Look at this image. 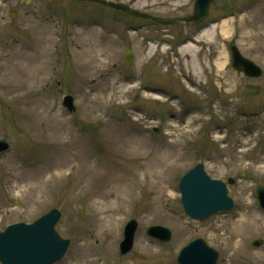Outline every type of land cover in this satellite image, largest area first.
I'll use <instances>...</instances> for the list:
<instances>
[{
	"label": "rangeland",
	"instance_id": "obj_1",
	"mask_svg": "<svg viewBox=\"0 0 264 264\" xmlns=\"http://www.w3.org/2000/svg\"><path fill=\"white\" fill-rule=\"evenodd\" d=\"M107 1L172 24L74 0H12L0 17V139L9 144L0 154V230L56 208L55 229L70 242L54 264H177L198 238L218 251L216 264H264L255 193L264 188V0H214L206 23L218 21L201 31L178 20L194 0ZM232 44L259 77L233 70ZM247 83L260 92L246 94ZM197 162L212 178H235L232 209L201 221L184 213L178 190ZM250 218L258 223L232 255L225 221ZM130 219L133 247L120 256ZM152 225L169 240L147 235Z\"/></svg>",
	"mask_w": 264,
	"mask_h": 264
},
{
	"label": "water",
	"instance_id": "obj_2",
	"mask_svg": "<svg viewBox=\"0 0 264 264\" xmlns=\"http://www.w3.org/2000/svg\"><path fill=\"white\" fill-rule=\"evenodd\" d=\"M104 4L115 7H128L123 4H113L98 0ZM212 0H195L193 14L184 20L199 21L207 12ZM132 12V11H131ZM159 22H169L157 19ZM232 61L236 68L259 75L253 64L243 60L236 49H232ZM129 61V58H126ZM248 93H256L258 88L246 87ZM181 200L186 212L194 218H205L214 211L225 208L226 197L224 185L218 181L210 180L202 171L200 165L188 172L180 182ZM259 196L264 203V190H259ZM59 212L52 210L43 215L32 224H15L0 232V261L2 264H51L61 258L67 249L68 240L62 239L54 230L59 218ZM135 221H131L125 232V239L121 243V253L127 252L132 245ZM151 235L169 238L166 229L159 227L149 228ZM215 253L204 247L201 241H196L184 248L179 256L180 264H214Z\"/></svg>",
	"mask_w": 264,
	"mask_h": 264
},
{
	"label": "bare ground",
	"instance_id": "obj_3",
	"mask_svg": "<svg viewBox=\"0 0 264 264\" xmlns=\"http://www.w3.org/2000/svg\"><path fill=\"white\" fill-rule=\"evenodd\" d=\"M251 219V218H250ZM257 218H252L250 221L243 220L241 222L236 223H228L225 221V229L228 231V234L225 236V243L227 245V249L234 255L240 248V240L239 237L242 238L245 234L251 231V225H257ZM229 230H228V229ZM139 247L143 248L142 245Z\"/></svg>",
	"mask_w": 264,
	"mask_h": 264
}]
</instances>
